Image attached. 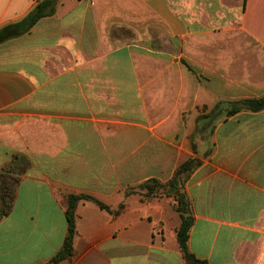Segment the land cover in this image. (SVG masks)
<instances>
[{"label":"crops","instance_id":"crops-1","mask_svg":"<svg viewBox=\"0 0 264 264\" xmlns=\"http://www.w3.org/2000/svg\"><path fill=\"white\" fill-rule=\"evenodd\" d=\"M38 1L0 0V28ZM147 15L174 39H228L222 47L235 53L244 75L230 83L235 96L198 113L178 141L167 118L179 117L184 105L195 112V90L185 92L162 51L109 37L114 24L130 35ZM221 81L228 84L226 76ZM263 94L264 0H57L52 15L0 42V168L16 155L28 165L0 221V264L51 260L67 231L64 193L124 207L113 215L81 201L73 255L58 264H184L174 198L141 200L139 191H125L169 180L190 149L197 153L198 140L211 149L194 155L202 163L184 187L193 215L190 251L207 264H264V109L219 120L208 140L193 134L197 117L218 102Z\"/></svg>","mask_w":264,"mask_h":264},{"label":"trees","instance_id":"trees-1","mask_svg":"<svg viewBox=\"0 0 264 264\" xmlns=\"http://www.w3.org/2000/svg\"><path fill=\"white\" fill-rule=\"evenodd\" d=\"M56 2L57 0H39L34 8L20 21L0 28V42L26 33L38 20L52 15L55 12ZM262 109H264V94L259 97H247L237 101L218 102L209 113L201 114L197 117L193 134L205 140L207 139L206 137L212 134L215 124L219 120H226L240 111L256 112ZM201 163V160L197 157L189 156L175 168L169 180L162 182L153 178L125 191L126 195L139 191L142 195L141 200L162 196H172L174 198L176 202L174 209L179 213L181 219L180 224L176 228V238L184 264H207L206 261L197 258L188 246L189 230L193 223V215L184 190L189 174ZM27 168L26 160L20 155H16L10 164L0 168V221L11 212L18 183ZM81 201L94 202L100 209L106 210L113 215L120 213L124 207L121 204L118 209L112 210L107 204L92 195L86 193H64L62 202L65 206L67 231L61 248L47 264H58L63 260L70 259L73 255L77 207Z\"/></svg>","mask_w":264,"mask_h":264},{"label":"rangeland","instance_id":"rangeland-1","mask_svg":"<svg viewBox=\"0 0 264 264\" xmlns=\"http://www.w3.org/2000/svg\"><path fill=\"white\" fill-rule=\"evenodd\" d=\"M117 29V24L110 28L109 37L111 40L117 44H134V47L146 50V52L149 50L162 51L164 62L172 63V71L179 78L184 79L185 92L188 91V88L195 90L197 97L195 112L191 109L187 110V105H184L182 107L184 111L179 117L167 118L165 128L176 132L177 141L181 139L180 136H183V133L192 131L198 113L208 111L212 104L221 97L235 96V87L230 83L234 84L236 80L242 81L244 78L241 71L235 69V53L227 54L226 48L222 47L228 39L220 38V35L174 39L167 34L162 23L150 15H147L145 21L133 23L130 35H121ZM184 59L195 68L193 74L182 67L180 61ZM229 64V68L226 69ZM225 76L228 79L226 86L221 81ZM163 105L166 107L171 103L163 102ZM210 147L211 144L208 145L198 140L197 153L194 154L189 148L191 152L189 156L202 157L207 149H211Z\"/></svg>","mask_w":264,"mask_h":264}]
</instances>
